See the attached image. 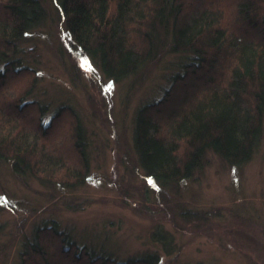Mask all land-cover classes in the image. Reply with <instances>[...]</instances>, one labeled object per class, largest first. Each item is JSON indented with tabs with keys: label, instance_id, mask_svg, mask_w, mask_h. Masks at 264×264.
<instances>
[{
	"label": "trees",
	"instance_id": "16d2710c",
	"mask_svg": "<svg viewBox=\"0 0 264 264\" xmlns=\"http://www.w3.org/2000/svg\"><path fill=\"white\" fill-rule=\"evenodd\" d=\"M59 1L72 48L112 80L138 72L162 38L178 56L161 97L135 112L133 146L147 179L159 187L190 180L209 151L234 167L252 158L264 133V0ZM47 20L41 0H0V157L19 175L78 185L89 158L82 118L59 104L46 121L47 105L28 101L38 76L36 32ZM11 77L29 80L13 86ZM27 109L34 117L20 118ZM67 116L69 127L58 141L54 123ZM66 145L74 162L63 152ZM159 237L166 242L164 233ZM19 254V264H64V258L73 264L160 263L156 253L118 260L79 244L56 220L37 225Z\"/></svg>",
	"mask_w": 264,
	"mask_h": 264
},
{
	"label": "rangeland",
	"instance_id": "374dc122",
	"mask_svg": "<svg viewBox=\"0 0 264 264\" xmlns=\"http://www.w3.org/2000/svg\"><path fill=\"white\" fill-rule=\"evenodd\" d=\"M41 2L48 20L36 32L38 76L28 101L47 105L46 121L59 104L80 115L88 139V169L78 185L64 186L19 175L0 157V264H19L25 237L53 220L79 244L103 248L118 260L156 253L159 264H264V133L245 164L234 167L209 151L192 179L159 187L138 165L134 116L139 105L161 97L178 56L162 38L138 72L112 80L72 48L60 1ZM11 79L13 86L29 80ZM33 113L27 109L20 118L30 119ZM59 119L52 130L58 141L70 118ZM63 152L75 161L68 145ZM157 231L166 235V242Z\"/></svg>",
	"mask_w": 264,
	"mask_h": 264
}]
</instances>
